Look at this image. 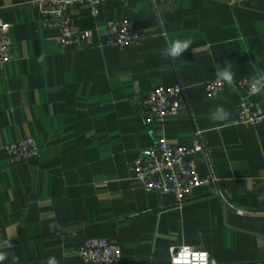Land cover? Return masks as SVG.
Returning <instances> with one entry per match:
<instances>
[{"label": "crops", "instance_id": "1", "mask_svg": "<svg viewBox=\"0 0 264 264\" xmlns=\"http://www.w3.org/2000/svg\"><path fill=\"white\" fill-rule=\"evenodd\" d=\"M32 1L0 0L14 59L0 66V264H83L78 251L94 238L118 245L121 264H170V249L184 246L216 264H264V122L233 125L236 84L264 74V0H106L97 17L72 12L92 45L70 51ZM121 21L143 40L99 47ZM175 41L191 43L172 57ZM218 69L230 70L233 83ZM217 79L225 89L209 100L204 85ZM177 84L186 87L182 112L147 127L146 96ZM256 102L264 112V92ZM220 106L228 118L211 119ZM197 129L206 152L198 173L216 183L178 207L172 195L130 180L141 151L162 137L190 147ZM29 137L40 157L12 165L4 148Z\"/></svg>", "mask_w": 264, "mask_h": 264}, {"label": "built area", "instance_id": "2", "mask_svg": "<svg viewBox=\"0 0 264 264\" xmlns=\"http://www.w3.org/2000/svg\"><path fill=\"white\" fill-rule=\"evenodd\" d=\"M106 0H34L32 6L47 29H57L60 44L64 50H78L92 45V34L83 31L72 16L74 10L86 11L94 17ZM119 4L126 0H115ZM247 0H229L230 6H240ZM13 25L0 19V66L10 64ZM143 40L131 21L111 24L105 31V41L99 47L134 48ZM253 79L243 78L236 84L240 94L234 126L254 128L264 122V112L256 102L258 93L251 92ZM225 82L213 80L204 85L205 97L217 100L221 97ZM186 98V87L182 84L159 86L150 91L143 101V123L150 127L162 125L168 117L178 116L182 110V99ZM12 165L26 163L40 157L34 138H26L4 148ZM206 155L203 132L197 129L190 147H172L166 138H159L147 150L141 151L129 169L130 180L146 191L172 195L175 205L182 207L194 192L204 186L216 183L213 177L202 178L197 170L196 158ZM1 252V242H0ZM170 264H216L208 252L192 247L172 248L169 251ZM78 256L83 264H121L122 250L106 239H89L79 249Z\"/></svg>", "mask_w": 264, "mask_h": 264}, {"label": "clouds", "instance_id": "3", "mask_svg": "<svg viewBox=\"0 0 264 264\" xmlns=\"http://www.w3.org/2000/svg\"><path fill=\"white\" fill-rule=\"evenodd\" d=\"M191 41H175L169 44L167 49V54L171 55L172 57L179 56L184 50H186L189 46ZM218 76L223 80L227 81L229 84L233 83V74L230 70H219L217 72ZM261 88H264V74L259 75L258 77L253 78V83L251 85V92L258 93ZM229 113L222 107H218L215 112L212 114L211 119L213 120H226L228 118ZM7 246L11 247L10 244L7 242ZM6 253L0 252V261L5 260ZM49 264H54V260H50Z\"/></svg>", "mask_w": 264, "mask_h": 264}, {"label": "water", "instance_id": "4", "mask_svg": "<svg viewBox=\"0 0 264 264\" xmlns=\"http://www.w3.org/2000/svg\"><path fill=\"white\" fill-rule=\"evenodd\" d=\"M221 196L225 199V201L230 205L231 203H230V201H229V199H228V197L225 195V193L223 192V190H222V188H221Z\"/></svg>", "mask_w": 264, "mask_h": 264}]
</instances>
